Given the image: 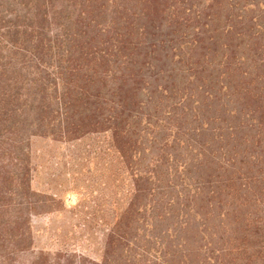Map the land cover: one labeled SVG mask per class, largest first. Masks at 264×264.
Wrapping results in <instances>:
<instances>
[{
    "label": "trees",
    "instance_id": "1",
    "mask_svg": "<svg viewBox=\"0 0 264 264\" xmlns=\"http://www.w3.org/2000/svg\"><path fill=\"white\" fill-rule=\"evenodd\" d=\"M137 1L141 8L135 0H0V213L9 214L0 215V264H118V253L129 264H264V0H244L247 9L238 0ZM218 10L226 11L223 31L215 26ZM240 17L247 29L237 30ZM195 20L194 31L177 37ZM235 30L243 41L220 51V67L194 62L200 48L206 56L211 47L217 52L222 32ZM19 53L56 72L55 82L48 77L44 83L57 93L55 115L48 107L38 113L40 121L50 120L48 136L70 141L110 133L134 185L133 199L145 200L149 215H137L133 235L134 215L127 213L134 201L118 217L102 261L65 250L20 260L34 238L22 201L34 193L32 161L19 155L23 104L32 96L23 72L34 67L16 66ZM169 59L189 63L188 82L167 67ZM212 71L213 90L196 84ZM39 93L44 102L45 87ZM159 122H167L162 132ZM196 133L203 141H194ZM179 140L195 149V158L171 169L159 156L143 163L155 144L163 150ZM12 154L16 163H8ZM178 172L191 188L179 203L160 191L175 186L169 178Z\"/></svg>",
    "mask_w": 264,
    "mask_h": 264
},
{
    "label": "rangeland",
    "instance_id": "2",
    "mask_svg": "<svg viewBox=\"0 0 264 264\" xmlns=\"http://www.w3.org/2000/svg\"><path fill=\"white\" fill-rule=\"evenodd\" d=\"M135 1V4L138 3L137 7L141 8L143 6L141 1ZM192 1L197 4L202 3L203 0ZM62 2L63 0H59L60 4ZM238 2L240 6H245L246 4L244 0H238ZM108 6L114 7L112 6V2L108 3ZM245 8L247 9L246 6ZM218 12L219 16L215 17V22L218 24L215 26L221 28V31H223L226 24V11L220 12L218 10ZM205 13H203L202 19H204ZM234 15L237 14L235 13ZM246 15L247 17H252L253 13L246 11ZM232 16L233 14L231 13ZM143 17L145 18V15ZM137 19L140 20L139 17ZM243 19L247 18L240 17V19L235 20L237 30L241 28L247 29V26L240 21H243ZM196 21L190 22L188 29L185 27L184 29L179 28L177 37L180 36L181 32L194 31L193 26L197 24ZM244 23L252 25V22L249 23V21H245ZM237 30L231 33H227V31L222 32L223 38L221 39V43L224 44L217 50L218 55L215 47L203 51L207 56L202 55L203 48H200L193 55L194 62L198 58V63L206 64L208 67L211 66L209 69H213L212 67L215 66L220 67L224 59L222 58L220 64H216V62L220 60L221 52L227 51L226 47L243 41V37L239 36ZM243 49H247V46L244 45ZM18 55L17 59L14 60L15 62H13L16 66L23 67L29 64L34 67L32 69L28 66L24 69L27 72H23L25 73L23 79L26 80L24 85H26L32 96L28 102L23 104L20 126L23 124L25 128L22 132L23 137L20 144L22 145L23 152L19 154L23 158H27L26 154H28V157L32 161L30 175L31 187L34 193L29 192V197H22V201L24 215H30L31 218L34 238L33 244L30 247L31 249L20 260H26L31 257V254L40 251L57 252L58 250H65L78 256H85L89 260L102 261L107 248L108 234L114 228L118 217L124 214L130 203L134 201V206H131L130 211L127 213V215H134V218L132 217V220H129L132 229L130 235H133L134 229L132 227H134L133 225H137V215H149V212L144 213L142 209L145 200L133 199L134 185L121 161L117 145L110 133L87 134L70 141L53 140L52 137L48 136L47 124L50 120L44 119L40 121L38 113L43 108L48 107L45 111L48 114L52 113L55 115L58 103L57 93L48 88V83L46 86H44V83L47 82L48 77L50 81L54 80L55 82L56 76L54 73L56 72L47 68L45 63L40 64L41 66L38 65L39 68H37L35 67L37 63L35 64L33 60L31 61V59L26 57L25 61H23V53H19ZM207 59H209L208 62H206ZM45 60L51 66L57 62L50 57L45 58ZM170 60H168L167 67L177 71L175 74L179 73V76L188 82L187 77L190 73L189 63H187V66L178 59L169 62ZM213 71L210 72V77L208 78L206 76L199 77V80H196V84H203L208 89L212 86L213 90L214 86L211 82L212 78L214 80V75H211V73H214ZM190 84L192 87H195L194 81H191ZM44 87L45 100L42 102L39 90ZM58 89L60 90L61 87L59 86ZM208 98L209 102L207 104L210 112L213 111L217 115V106L212 102L210 96ZM21 100L23 103L24 100ZM214 117L213 115L210 116L211 119ZM29 123L34 124L29 127ZM165 123L167 122L157 123L156 128L160 127L159 131L162 132V127L165 126ZM53 127L57 129L56 124ZM33 131L38 135L31 136L30 134ZM166 133L163 132L162 136H165ZM13 137L15 138V136ZM191 137L194 141H197V139L203 141L204 139L202 135H197V133L192 134ZM157 146L158 144H155L150 152L147 151L145 153L143 161L145 165L152 162L156 156H159L162 158L161 165L163 162V165H168V168L170 167L169 169H171V167H177L178 164H181L180 162L184 161L185 157L195 158L197 155L195 149L180 140L171 141L163 150H159ZM17 160L18 158L14 154L8 157V163H16ZM197 160L199 159H195L193 166H191L193 175L199 169ZM182 167V165H179L178 168ZM162 169L167 171V168ZM162 169L160 168L159 171L163 172ZM181 174L182 172H178L174 179L169 178L171 182L175 183V186L161 188L162 190L160 191L164 194L165 199H178L179 197V203L184 202L189 195L191 188L187 185L188 181ZM168 177L166 176V179ZM166 179L164 182H167ZM160 185H163V183H160ZM163 203L170 204L166 200ZM183 208H177V211L179 212ZM0 215L9 214L0 213ZM116 251L122 252L119 248ZM113 259L118 264H129L130 261L124 259L122 254L119 253Z\"/></svg>",
    "mask_w": 264,
    "mask_h": 264
}]
</instances>
